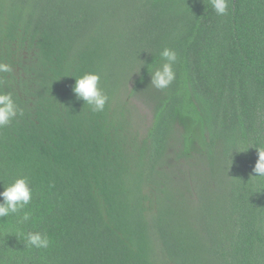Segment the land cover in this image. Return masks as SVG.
Returning a JSON list of instances; mask_svg holds the SVG:
<instances>
[{
	"label": "trees",
	"instance_id": "obj_1",
	"mask_svg": "<svg viewBox=\"0 0 264 264\" xmlns=\"http://www.w3.org/2000/svg\"><path fill=\"white\" fill-rule=\"evenodd\" d=\"M165 47L176 78L157 90ZM0 63L22 113L0 128V191L32 188L30 221L0 218V264H264V0L223 17L210 0H0ZM86 73L103 112L72 92Z\"/></svg>",
	"mask_w": 264,
	"mask_h": 264
},
{
	"label": "clouds",
	"instance_id": "obj_2",
	"mask_svg": "<svg viewBox=\"0 0 264 264\" xmlns=\"http://www.w3.org/2000/svg\"><path fill=\"white\" fill-rule=\"evenodd\" d=\"M210 2L217 16L228 15L230 0H210ZM160 57L164 63L151 73L150 84L157 90H165L176 78L173 65L177 61V53L165 47L160 52ZM10 71V65L0 63V73H9ZM72 92L77 100L83 101V104L88 105L94 113L103 112L109 102V96L100 87V75L97 73H86L76 78ZM20 114L22 113L13 95L11 93H0V128L9 126ZM254 148L257 151L258 159L253 168V173L256 174L255 177H264V149ZM31 201L32 188L30 187L29 178L27 176L16 178L8 186H3V191H0V218L14 215L18 216L17 222L19 224L27 223L31 219V214L23 210L30 205ZM24 238L26 241L25 246L34 249H47L50 245V239L45 233L29 232Z\"/></svg>",
	"mask_w": 264,
	"mask_h": 264
},
{
	"label": "rangeland",
	"instance_id": "obj_3",
	"mask_svg": "<svg viewBox=\"0 0 264 264\" xmlns=\"http://www.w3.org/2000/svg\"><path fill=\"white\" fill-rule=\"evenodd\" d=\"M147 91H153V89H150V90H147ZM149 93V92H148ZM134 102V105H136V108H137V111H138V114L142 117V119L144 118L146 121H148L149 119V116L147 115L148 113V110H147V107H146V104L142 103V102H139L137 100H133ZM198 225L201 226V224L198 223ZM197 225V226H198Z\"/></svg>",
	"mask_w": 264,
	"mask_h": 264
}]
</instances>
